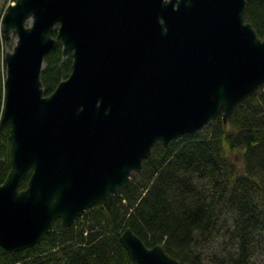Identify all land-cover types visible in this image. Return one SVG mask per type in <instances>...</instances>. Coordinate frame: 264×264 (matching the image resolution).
Listing matches in <instances>:
<instances>
[{
	"label": "water",
	"instance_id": "95a60500",
	"mask_svg": "<svg viewBox=\"0 0 264 264\" xmlns=\"http://www.w3.org/2000/svg\"><path fill=\"white\" fill-rule=\"evenodd\" d=\"M173 1L6 5L2 31L17 38L3 55L10 167L0 179V253L39 242L57 217L69 225L94 202L110 209L155 141L166 146L218 113L225 122L264 83V38L244 18L247 0ZM56 40L71 70L44 94L40 72ZM119 238L129 264H187L129 226Z\"/></svg>",
	"mask_w": 264,
	"mask_h": 264
},
{
	"label": "trees",
	"instance_id": "16d2710c",
	"mask_svg": "<svg viewBox=\"0 0 264 264\" xmlns=\"http://www.w3.org/2000/svg\"><path fill=\"white\" fill-rule=\"evenodd\" d=\"M6 5L0 7V22ZM244 18L264 38V0H247ZM51 34L56 35V28ZM4 39L0 26V42ZM71 64V52L63 55L56 40L40 72L44 94L69 74ZM3 67L0 55V113ZM9 148L6 124L0 140L1 180L10 167ZM237 156L240 165L234 161ZM125 226L147 246L161 242L187 264H208L200 251L203 241L215 229L229 228L233 250L225 264H264V83L239 101L225 122L218 113L201 129L183 132L166 146L155 141L140 170L132 171L127 185L114 195L110 209L97 201L69 225L57 217L39 242L0 253V264H129L119 238Z\"/></svg>",
	"mask_w": 264,
	"mask_h": 264
},
{
	"label": "rangeland",
	"instance_id": "374dc122",
	"mask_svg": "<svg viewBox=\"0 0 264 264\" xmlns=\"http://www.w3.org/2000/svg\"><path fill=\"white\" fill-rule=\"evenodd\" d=\"M11 1H14V0H0V7L3 4H6V3L8 4ZM0 26H1V22H0ZM5 38L7 40L4 39V40H1L0 42V45H1L0 50L2 52V54L0 55L2 56L4 55L5 51L12 49L17 36H16V33L11 29L9 35ZM3 73H4V78H5V63L3 67ZM3 83H4V80H3ZM234 161L237 165L241 164L238 156L234 158ZM229 239H231L229 235V228L226 229L225 227H221L219 229H215V231L207 239L203 241V245L200 249L202 256L205 259V263L225 264L227 257L229 256V253H231V251L233 250V246L232 244H230Z\"/></svg>",
	"mask_w": 264,
	"mask_h": 264
},
{
	"label": "flooded vegetation",
	"instance_id": "af4514ba",
	"mask_svg": "<svg viewBox=\"0 0 264 264\" xmlns=\"http://www.w3.org/2000/svg\"><path fill=\"white\" fill-rule=\"evenodd\" d=\"M173 6H175V0L173 1Z\"/></svg>",
	"mask_w": 264,
	"mask_h": 264
}]
</instances>
